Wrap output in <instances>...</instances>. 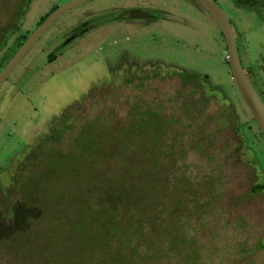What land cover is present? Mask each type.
Masks as SVG:
<instances>
[{
  "label": "rangeland",
  "instance_id": "374dc122",
  "mask_svg": "<svg viewBox=\"0 0 264 264\" xmlns=\"http://www.w3.org/2000/svg\"><path fill=\"white\" fill-rule=\"evenodd\" d=\"M28 1L0 0V30L16 23L3 60L67 0ZM109 1L58 17L0 86V264H264V138L200 3L117 0L167 12L160 39L127 42L167 66H112L101 35L46 61L68 21ZM214 1L264 99V0Z\"/></svg>",
  "mask_w": 264,
  "mask_h": 264
},
{
  "label": "flooded vegetation",
  "instance_id": "af4514ba",
  "mask_svg": "<svg viewBox=\"0 0 264 264\" xmlns=\"http://www.w3.org/2000/svg\"><path fill=\"white\" fill-rule=\"evenodd\" d=\"M30 1L27 2V6ZM117 2V0L103 2L78 12L74 16V19L68 21L64 26V30L50 40L46 61L49 64H55L61 57L67 58L72 54H81L84 42L90 44L94 40L95 35V38L101 35L102 40H106L111 47H114L115 51H112V57H114L112 66H167L160 56H156L155 58L151 55L146 56L145 53H139V51L127 47V42L129 43L131 36H141L144 32L149 34V39L151 40L160 39L163 33V21L169 20L167 12L142 1L122 6H119ZM60 4L52 6L44 15V18ZM14 25L16 23H12L11 26L6 25L4 30H0V44L5 41L7 34L10 32L9 29L14 28ZM107 28H109L108 31L99 32V30ZM30 32L18 34L15 37L12 45L16 44L17 46L4 60L3 58L10 49L8 48L0 56V69L11 58ZM98 43H93V46ZM169 66H174V64L171 63ZM126 71H124V75H119V79L125 83H131L134 79L146 76L144 72H141L140 68L135 71H127L128 73Z\"/></svg>",
  "mask_w": 264,
  "mask_h": 264
},
{
  "label": "water",
  "instance_id": "95a60500",
  "mask_svg": "<svg viewBox=\"0 0 264 264\" xmlns=\"http://www.w3.org/2000/svg\"><path fill=\"white\" fill-rule=\"evenodd\" d=\"M89 0H67L52 10L44 20L38 24L18 47L11 58L0 69V86L25 55L36 39L50 26L59 16ZM200 3L218 23L226 44L227 60L234 82V86L264 135V101L259 92L249 79L239 56L236 37L233 26L225 10L214 0H196Z\"/></svg>",
  "mask_w": 264,
  "mask_h": 264
},
{
  "label": "trees",
  "instance_id": "16d2710c",
  "mask_svg": "<svg viewBox=\"0 0 264 264\" xmlns=\"http://www.w3.org/2000/svg\"><path fill=\"white\" fill-rule=\"evenodd\" d=\"M44 19V16L43 17H41V19H40V21L39 22H41V20H43ZM38 22V23H39ZM37 23V24H38ZM240 56V55H239ZM241 60V59H240ZM242 63V62H241ZM243 65V64H242ZM244 67V66H243ZM247 75H248V77H249V79L251 80V78H250V75L251 74H248L247 73ZM251 82H252V80H251ZM252 84H253V82H252ZM254 85V84H253ZM255 86V85H254ZM256 88V87H255ZM260 94V93H259ZM260 96H261V94H260ZM262 98V97H261ZM263 99V98H262ZM263 101H264V99H263ZM251 120L252 121H254L255 122V120L253 119V117L251 116ZM256 123V122H255ZM257 127H258V125H257ZM258 129H259V133H260V135L264 138V135L262 134V132H261V130H260V128L258 127ZM261 189H264V184H257L254 188H253V190H261Z\"/></svg>",
  "mask_w": 264,
  "mask_h": 264
}]
</instances>
